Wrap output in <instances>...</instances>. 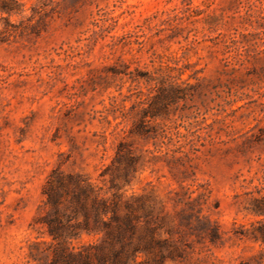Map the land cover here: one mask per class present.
Instances as JSON below:
<instances>
[{
	"label": "rangeland",
	"instance_id": "obj_1",
	"mask_svg": "<svg viewBox=\"0 0 264 264\" xmlns=\"http://www.w3.org/2000/svg\"><path fill=\"white\" fill-rule=\"evenodd\" d=\"M20 1L0 11V264L49 262L58 176L62 208L78 178L153 204L166 264H264L263 1Z\"/></svg>",
	"mask_w": 264,
	"mask_h": 264
},
{
	"label": "trees",
	"instance_id": "obj_2",
	"mask_svg": "<svg viewBox=\"0 0 264 264\" xmlns=\"http://www.w3.org/2000/svg\"><path fill=\"white\" fill-rule=\"evenodd\" d=\"M24 7L20 0H0V11L8 17L21 15ZM124 149L121 144L119 159ZM85 182L76 180L79 187L73 201L62 208L58 189L63 179L49 181L45 194L52 209L47 219L52 251L45 264H166L168 241L160 237L164 218L155 214L154 205L135 196L125 200L116 185L118 192L106 198ZM74 241L80 243L78 248L73 247Z\"/></svg>",
	"mask_w": 264,
	"mask_h": 264
}]
</instances>
